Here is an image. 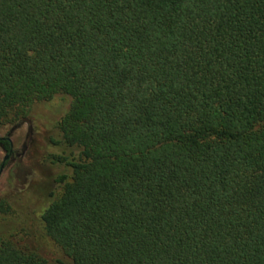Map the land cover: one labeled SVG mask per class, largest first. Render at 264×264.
Here are the masks:
<instances>
[{
    "label": "trees",
    "instance_id": "1",
    "mask_svg": "<svg viewBox=\"0 0 264 264\" xmlns=\"http://www.w3.org/2000/svg\"><path fill=\"white\" fill-rule=\"evenodd\" d=\"M58 97L69 264H264V0H0V125Z\"/></svg>",
    "mask_w": 264,
    "mask_h": 264
},
{
    "label": "rangeland",
    "instance_id": "2",
    "mask_svg": "<svg viewBox=\"0 0 264 264\" xmlns=\"http://www.w3.org/2000/svg\"><path fill=\"white\" fill-rule=\"evenodd\" d=\"M69 99L58 97L32 105L18 126L0 125V138H9L8 153L0 146V235L18 248L34 252L53 263L69 264L60 248L45 235L41 216L49 203L61 193L56 180L71 177V169L57 163L71 150L56 146L58 124L69 108Z\"/></svg>",
    "mask_w": 264,
    "mask_h": 264
},
{
    "label": "flooded vegetation",
    "instance_id": "3",
    "mask_svg": "<svg viewBox=\"0 0 264 264\" xmlns=\"http://www.w3.org/2000/svg\"><path fill=\"white\" fill-rule=\"evenodd\" d=\"M4 138H8V136H7V137H4ZM4 138H0V139H4ZM8 141L10 142L9 138H8ZM11 147H12V144H11V142H10V150L7 151L8 153H10V151H11ZM5 157H7V159H8V156H5ZM5 157H4V158H5ZM7 159H6V160H7ZM6 160H5V161H6ZM5 161H4V159H3V162H2V164H1V165H3V169H4ZM1 165H0V166H1ZM2 171H3V170H2ZM1 173H2V172H1Z\"/></svg>",
    "mask_w": 264,
    "mask_h": 264
},
{
    "label": "water",
    "instance_id": "4",
    "mask_svg": "<svg viewBox=\"0 0 264 264\" xmlns=\"http://www.w3.org/2000/svg\"><path fill=\"white\" fill-rule=\"evenodd\" d=\"M6 159H7V157L4 158V161H5ZM2 170H3V165L0 166V174H1Z\"/></svg>",
    "mask_w": 264,
    "mask_h": 264
}]
</instances>
